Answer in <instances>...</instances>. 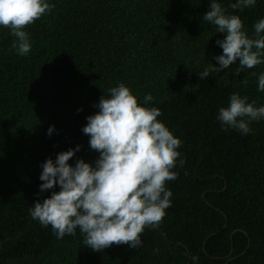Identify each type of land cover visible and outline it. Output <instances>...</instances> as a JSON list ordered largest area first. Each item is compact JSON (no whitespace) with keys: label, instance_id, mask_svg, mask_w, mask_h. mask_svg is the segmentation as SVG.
I'll return each mask as SVG.
<instances>
[{"label":"trees","instance_id":"obj_1","mask_svg":"<svg viewBox=\"0 0 264 264\" xmlns=\"http://www.w3.org/2000/svg\"><path fill=\"white\" fill-rule=\"evenodd\" d=\"M46 2L51 11L24 29L27 55L0 26V264H264V118L246 135L217 119L234 93L264 106V62L239 74L238 60L214 70L225 34L203 20L213 0ZM215 2L255 38L264 0L243 9L229 7L237 0ZM119 84L139 106L158 108L157 120L181 141L178 175L165 182L171 206L157 227H145L142 246L95 252L79 228L57 239L30 209L60 191L40 192L46 160L79 146L68 164L94 166L99 153L82 128Z\"/></svg>","mask_w":264,"mask_h":264},{"label":"clouds","instance_id":"obj_2","mask_svg":"<svg viewBox=\"0 0 264 264\" xmlns=\"http://www.w3.org/2000/svg\"><path fill=\"white\" fill-rule=\"evenodd\" d=\"M256 0H237L232 9L254 6ZM53 5L46 0H0V26L10 29L17 42L12 44L18 54L31 51L28 34L24 29L39 20ZM215 0L203 20L214 24L217 32L224 33L217 40L223 54L215 57L219 67L216 72L228 69L239 61L240 69H252L264 62V19L255 23V38L242 31L239 16L226 15ZM255 75V73H252ZM202 79L209 76L208 69L200 73ZM242 83H247L242 81ZM258 90L264 91V74L258 77ZM96 107L98 113L87 117L82 132L90 137V148L99 153L94 166L77 160L75 166L68 161L75 152L68 150L57 154L55 162L48 159L42 164L39 177L43 193L55 186L50 198L36 202L30 215L43 226L51 225L57 239L75 235L80 229L86 247L100 252L112 245L142 246L141 234L145 227H157L171 206L172 192L165 189V182L175 180L181 141L157 120L158 108L138 105L136 97L124 85L108 90ZM153 97H144L147 104ZM255 101L232 94L227 108H220L217 119L222 125L249 134V124L264 118V106L255 107ZM79 111V110H78ZM53 128L50 126L48 135ZM184 160L180 159V165ZM197 257H193L196 260Z\"/></svg>","mask_w":264,"mask_h":264},{"label":"bare ground","instance_id":"obj_3","mask_svg":"<svg viewBox=\"0 0 264 264\" xmlns=\"http://www.w3.org/2000/svg\"><path fill=\"white\" fill-rule=\"evenodd\" d=\"M91 36V35H90Z\"/></svg>","mask_w":264,"mask_h":264}]
</instances>
